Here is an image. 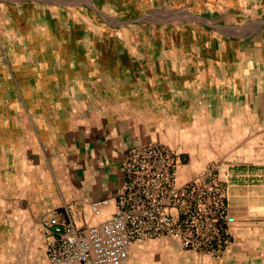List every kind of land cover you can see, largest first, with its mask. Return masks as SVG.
Listing matches in <instances>:
<instances>
[{
	"label": "rangeland",
	"instance_id": "obj_1",
	"mask_svg": "<svg viewBox=\"0 0 264 264\" xmlns=\"http://www.w3.org/2000/svg\"><path fill=\"white\" fill-rule=\"evenodd\" d=\"M198 3L0 0V140L37 136V114L57 115L59 107L71 111L72 125L130 124L150 127L153 137L181 122L177 138L167 129L168 136L186 140L190 124L183 121L207 115L192 110L186 89L207 77L209 60L226 54L222 43L239 20L220 9L212 16L208 8L193 9ZM178 151L187 164L189 155ZM2 191L0 264H40V231L19 224L20 200Z\"/></svg>",
	"mask_w": 264,
	"mask_h": 264
},
{
	"label": "crops",
	"instance_id": "obj_2",
	"mask_svg": "<svg viewBox=\"0 0 264 264\" xmlns=\"http://www.w3.org/2000/svg\"><path fill=\"white\" fill-rule=\"evenodd\" d=\"M196 1L193 9L208 8L211 16L220 9L231 18L257 19L252 24L249 19L233 20V35L222 43L226 54L223 51L209 60L207 77L193 78L191 91L186 89L192 110L207 112L203 120L198 116L190 122L181 120L185 126L190 124L182 136L186 140L172 137L176 134L177 138L183 129L181 122L168 125L172 136L166 129L153 137L150 127L138 130L130 124L72 125L76 121L66 115L71 111L62 112L61 107L57 115L52 111L48 117L37 114V136L28 132L20 140H0V187L4 197L20 200L19 224L35 225L40 231L42 250L36 251L40 264H49L42 220L55 215L62 222L83 227L109 218L123 179L125 155L144 144L173 152L180 148L179 153L189 155L184 165L177 153L179 182L206 166L224 163L229 176L222 182L235 223L229 247L216 260L185 251L176 239L164 237L132 243L126 264H264V0ZM201 80L207 82L206 88ZM65 122L71 129L67 130ZM101 199L109 205L95 216L90 203Z\"/></svg>",
	"mask_w": 264,
	"mask_h": 264
},
{
	"label": "built area",
	"instance_id": "obj_3",
	"mask_svg": "<svg viewBox=\"0 0 264 264\" xmlns=\"http://www.w3.org/2000/svg\"><path fill=\"white\" fill-rule=\"evenodd\" d=\"M178 164V155L159 145L130 149L109 218L83 227L55 215L42 220L48 263L126 264L132 243L164 237L176 239L185 251L220 258L230 245L235 223L222 182L229 170L218 162L179 182ZM108 205L106 199L94 200L90 210L100 216Z\"/></svg>",
	"mask_w": 264,
	"mask_h": 264
}]
</instances>
